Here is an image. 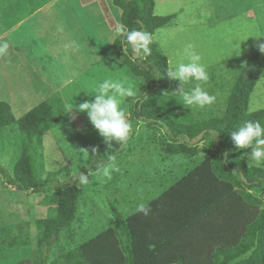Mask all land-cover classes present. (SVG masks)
<instances>
[{
    "label": "trees",
    "instance_id": "1",
    "mask_svg": "<svg viewBox=\"0 0 264 264\" xmlns=\"http://www.w3.org/2000/svg\"><path fill=\"white\" fill-rule=\"evenodd\" d=\"M107 1L119 10L118 21L129 30L153 35L174 19L155 15L153 0ZM123 43L127 52L118 55L124 73L140 83L128 98L133 103L130 136L124 144L103 140L89 148L87 169L110 164V155L118 164L130 156L139 123L153 131L146 136L148 142L154 141L156 127L163 129L166 138L157 142L158 152L164 159L189 161L191 168L145 202L150 208L147 216L136 211L138 204L131 213L108 204L111 224L81 239L70 229L80 222L81 191L73 184H59L70 178L71 170L44 167L43 136L67 119L60 95L54 93L18 120L10 106L0 102V127L16 125L20 144L11 172L0 167V173L12 189L44 195L50 207L47 217L33 222V257L14 264H264V167L248 165L241 157L248 149L236 150L230 137L244 121L264 125V108L248 111L249 97L264 72V54L258 49L223 65L231 83L221 107L212 111L181 105L172 93L178 84L167 78V59L154 41L148 56L134 55L122 37L114 39L112 48L120 49ZM215 70L211 67L209 76ZM207 136L215 146L199 147ZM125 174L122 168L110 173L111 184L120 183ZM30 243L28 227L19 226L2 245Z\"/></svg>",
    "mask_w": 264,
    "mask_h": 264
},
{
    "label": "rangeland",
    "instance_id": "2",
    "mask_svg": "<svg viewBox=\"0 0 264 264\" xmlns=\"http://www.w3.org/2000/svg\"><path fill=\"white\" fill-rule=\"evenodd\" d=\"M98 1L101 10L106 9L104 13L93 14V10H86L92 15L84 13L81 26L78 19L74 20V25L61 17L65 12L64 0L48 1L49 6L36 14L29 12L21 19V26L10 34L16 44L24 47L19 57H11L10 51L0 57V102L10 106L15 120L54 93L62 99L67 119L43 136L44 167L47 171L62 167L71 170L70 178L61 180L59 184H73L81 191L80 222L70 228L81 239L111 224L108 204L131 213L136 204H145L191 168L189 161L179 157L164 159L158 152L157 142L166 138L163 129L155 126V139L148 142L146 136L153 131H146L145 124L139 123L131 143V155L119 164L115 163L126 173L120 183L112 185L109 178L97 176V171L109 164H103L96 171L87 169V150L104 138L91 126L86 113L75 110L68 113L70 106L93 99L90 96L105 79L127 81L137 90L140 87L138 81L124 73L121 65L118 52L126 53L127 45L123 43L120 49L112 48L114 39L118 37L115 28L120 12L109 6L107 0ZM153 1L155 15L174 16L167 26L153 34V41L166 57L167 64L187 62L184 51L192 45L202 57L208 73L211 67H216L214 75L209 76V82L203 85L210 95L216 97L215 102L206 107L216 111L215 108L223 104L231 83L223 65L258 50L264 44V0ZM37 3L42 1L36 0ZM70 3L74 4V0ZM73 40L77 41L78 47H68ZM25 63L31 70L25 69ZM132 106L133 103L130 104L126 98L123 107L128 121ZM263 108L264 72L249 97L248 111ZM214 143L213 137L207 136L205 143L198 146H215ZM250 151L245 150L242 154ZM19 153L16 125L0 127V167L10 173ZM244 159L248 165L256 166L246 156ZM260 166L264 167V164ZM80 173L88 175V183L80 182ZM44 197L12 189L0 173V264H14L33 257L36 249L33 222L47 217L50 212ZM19 226L28 227L31 243L15 248L3 246L4 241L16 235ZM64 237L62 243L65 242Z\"/></svg>",
    "mask_w": 264,
    "mask_h": 264
},
{
    "label": "clouds",
    "instance_id": "3",
    "mask_svg": "<svg viewBox=\"0 0 264 264\" xmlns=\"http://www.w3.org/2000/svg\"><path fill=\"white\" fill-rule=\"evenodd\" d=\"M115 35L122 37L136 55H140L141 52L144 56L151 55L150 46L153 44L151 33L138 29L129 30L126 25L118 23ZM9 47L8 41H0V57L7 55ZM68 47H78L77 41H71ZM259 50L264 54V44L259 46ZM184 55L187 56V62L167 64V78L178 84L177 90L172 93L178 95L181 105L189 108L202 109L213 104L216 97L210 95L203 87L209 82L210 77L206 65L202 63V57L192 45L185 48ZM136 91L135 85L127 81L105 79L99 84L95 94L90 96L93 99H85L78 105L70 106L68 113L72 110L86 113L91 126L106 143L124 144L129 139L132 126L127 119L123 103L126 98L133 97ZM85 95L89 96L86 93ZM230 137L236 150L251 149L241 157L246 156L247 160H251L256 166L264 164V125L260 121H244L237 130L230 133ZM108 159L111 163L99 169L97 176L102 175L110 179L111 171L119 170L115 164V155H110ZM79 178L82 184L88 183V175L80 173ZM136 211L147 216L150 208L140 203Z\"/></svg>",
    "mask_w": 264,
    "mask_h": 264
},
{
    "label": "crops",
    "instance_id": "4",
    "mask_svg": "<svg viewBox=\"0 0 264 264\" xmlns=\"http://www.w3.org/2000/svg\"><path fill=\"white\" fill-rule=\"evenodd\" d=\"M35 1L36 0H0V29H3L0 32V40L5 39L9 42L10 47L8 51H10L11 57L18 58L20 52L24 50V47L21 46V44H16L14 42L15 40L9 37L10 34L12 35L15 32L16 28L21 26V19L29 12L31 14H36L42 12L46 5H50L48 2L50 0H41L42 3L37 4H35ZM64 2L65 12H62L61 17L64 18L68 23L72 24H74V20L78 19V25L80 26L82 24L84 13L89 14V12L93 10V14H97L99 12L104 13V10H106L104 8L103 11L101 10L102 7L98 0H74V4H71L70 0H64ZM91 6L93 7L90 8ZM89 15L92 14L90 13ZM25 65L26 66H23L26 70L31 68L29 64L25 63Z\"/></svg>",
    "mask_w": 264,
    "mask_h": 264
}]
</instances>
